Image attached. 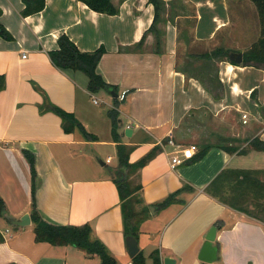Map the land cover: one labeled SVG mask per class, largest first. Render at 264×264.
I'll list each match as a JSON object with an SVG mask.
<instances>
[{"label":"crops","instance_id":"obj_1","mask_svg":"<svg viewBox=\"0 0 264 264\" xmlns=\"http://www.w3.org/2000/svg\"><path fill=\"white\" fill-rule=\"evenodd\" d=\"M160 1L159 19L151 28L155 7L149 0H112L117 14L95 11L80 0H44L42 10L26 16L23 0H0V22L14 36H0L5 79L0 195L7 213L17 219L31 216V170L23 149L32 150L41 216L56 225L89 223L92 238L103 242L118 264H133L117 185L123 169L108 115L115 108L129 162L158 147L128 176L141 185L136 193L141 201L133 200L134 207L149 212L137 238L147 263L158 249L161 264L166 256L174 264H264V220L207 191L223 170L264 169L246 167L239 153L254 138L264 141V67L232 64L229 55L201 57L217 48L244 55L261 34L257 7L252 0ZM63 33L82 51L105 47L97 71L117 92L91 93L83 72H65L52 63L48 51L59 48ZM228 64L234 66L230 74ZM98 93L105 100L94 96ZM48 102L74 114L95 138L78 127L66 131L62 117L46 109ZM249 108H255L251 124ZM206 132L211 140H203ZM230 139L242 148L227 151ZM191 143L210 148L201 159L194 156L172 167L171 158ZM180 189L176 202L159 205ZM214 225L218 258L208 263L199 253ZM0 232V264H101L75 245L37 241L33 222L16 226L0 216Z\"/></svg>","mask_w":264,"mask_h":264},{"label":"trees","instance_id":"obj_2","mask_svg":"<svg viewBox=\"0 0 264 264\" xmlns=\"http://www.w3.org/2000/svg\"><path fill=\"white\" fill-rule=\"evenodd\" d=\"M25 8L22 11L23 15H29L38 12L44 8V0H23ZM86 3L91 9L108 13L117 14L119 8L112 2V0H80ZM258 10L261 34L259 38L244 52L243 64L263 66L264 67V0H252ZM155 7V16L151 28H155L159 19L160 0H149ZM3 10L0 7V17ZM0 36L7 40H14L13 34L7 27L0 22ZM144 40V38L142 39ZM142 42V41H141ZM59 48L48 51V55L52 63L59 69L65 72H83L88 77L87 88L91 93H96L100 90L117 92V87L105 81L103 76L97 71L98 64L106 52L105 47H99L93 51H82L75 44V42L65 33L58 37ZM229 50L224 48H217L210 53L202 54L201 57L211 58L216 55H229ZM232 64L238 65L233 60ZM5 85L4 77L0 76V90ZM255 90L252 91L254 93ZM125 98V96H124ZM118 102V98H115ZM58 115H60L64 122V129L66 131H73L79 128L87 138H95V135L89 133L83 124L74 116V114L64 110L63 108L48 102L47 108ZM108 115L112 120V134L115 141L118 142L119 167L125 172L123 180H117L119 188L122 209L124 217L125 232L127 235H133L138 238V233L141 223L148 217L147 210H137L133 205V200L140 202L141 198L136 196V193L141 189V185L132 186L128 176L132 171L143 167L156 154L158 147H155L146 156L134 163L129 162L128 147L121 142L118 128L120 126L119 111L115 108L108 110ZM251 147L255 150H264V141L259 138H254L251 142ZM209 146H205L195 154L194 160H199L207 153ZM237 149L227 148V151L233 153ZM248 152L247 148L239 151L240 154ZM23 154L30 165L31 179H32V212L31 219L34 225V231L37 241H46L53 245H68L72 244L84 250L88 255L98 256L101 264H118L116 258L110 253L108 248L99 239L92 238V226L86 223L81 226L56 225L45 220L36 208V192L39 183V175L36 168V154L32 150L23 149ZM264 169H229L223 170L207 187V191L219 198L224 203L243 210L249 213L244 201L246 196L253 193L254 199L259 202H264ZM182 189L170 194L162 202L159 203L161 207H167L176 202L177 195ZM136 196V197H135ZM135 197V198H134ZM7 212V205L5 200L0 195V216L5 217ZM250 214V213H249ZM253 215V214H252ZM256 216V215H254ZM6 218V217H5ZM7 219V218H6ZM4 241V236L0 232V242ZM152 264H161L160 251L154 249L151 252ZM133 264H148L147 257L143 251H139L133 258Z\"/></svg>","mask_w":264,"mask_h":264},{"label":"water","instance_id":"obj_3","mask_svg":"<svg viewBox=\"0 0 264 264\" xmlns=\"http://www.w3.org/2000/svg\"><path fill=\"white\" fill-rule=\"evenodd\" d=\"M229 57L231 60L235 61L236 63L240 64L243 62V52H231L229 54ZM126 134H128V130H126ZM123 174L120 176H117V180H123L125 178V172L124 170L121 171ZM5 217L11 222V224L16 226H26L32 222L31 216L28 213H25L23 216H21L19 219L9 215L7 212L5 213ZM217 236V226L214 225L210 228L206 240L202 246V249L199 253V259L204 262H214L218 258V247L214 244V241ZM127 245L130 256L134 257L139 251V244L138 239L133 236L129 235L127 237ZM165 264H174L175 260L174 258L170 256H166L164 258Z\"/></svg>","mask_w":264,"mask_h":264},{"label":"rangeland","instance_id":"obj_4","mask_svg":"<svg viewBox=\"0 0 264 264\" xmlns=\"http://www.w3.org/2000/svg\"><path fill=\"white\" fill-rule=\"evenodd\" d=\"M83 75L86 76L85 74H83ZM236 89H238V88L236 87ZM94 96L99 98V99H101V100H105V98H104L105 96L103 95V93H98V94H95ZM101 104H103V103L101 102ZM248 111H250L249 121H250V124H251V122L254 120L253 115H255V108H249ZM185 131L186 132L189 131L188 127L185 128ZM212 138L213 137H210L207 132L204 133V137H203L204 141L211 140ZM225 143L229 144V146L231 148H235V149L242 148L241 145L238 146L237 143L234 144L233 140H231V139L225 141ZM250 144H249L248 147H246V146H244V147L250 148L251 147ZM243 155H244L243 157L245 158L244 160L246 161V164H245L246 167H248V168L249 167H253V168L264 167V150L260 151V153L259 152L252 153L251 151H248L247 154H243ZM262 177H264V176H262ZM130 183H131L132 186H135L136 185V180L132 179V180H130ZM244 206H245L246 210L250 214L256 215L257 217H260V218H262L264 220V202L261 203L257 199H254L253 193H251L248 196H246V200L244 201ZM203 264H207V263H203Z\"/></svg>","mask_w":264,"mask_h":264},{"label":"built area","instance_id":"obj_5","mask_svg":"<svg viewBox=\"0 0 264 264\" xmlns=\"http://www.w3.org/2000/svg\"><path fill=\"white\" fill-rule=\"evenodd\" d=\"M26 57V55H24ZM125 94L122 95V99H124ZM95 102H98V99H94ZM243 121L247 122L248 114L244 112L242 114ZM199 151V146L196 143H191L189 146L181 147L178 153L171 158V166L175 167L179 164L184 163L187 159H191L195 156V154Z\"/></svg>","mask_w":264,"mask_h":264},{"label":"bare ground","instance_id":"obj_6","mask_svg":"<svg viewBox=\"0 0 264 264\" xmlns=\"http://www.w3.org/2000/svg\"><path fill=\"white\" fill-rule=\"evenodd\" d=\"M234 69V66L232 64H228L227 72L230 74ZM226 72V73H227Z\"/></svg>","mask_w":264,"mask_h":264}]
</instances>
